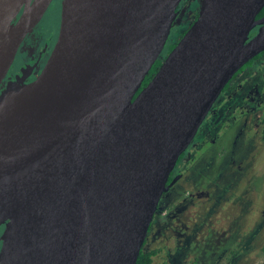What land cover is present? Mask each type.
Masks as SVG:
<instances>
[{
    "label": "water",
    "instance_id": "1",
    "mask_svg": "<svg viewBox=\"0 0 264 264\" xmlns=\"http://www.w3.org/2000/svg\"><path fill=\"white\" fill-rule=\"evenodd\" d=\"M51 2L0 0V88ZM180 2L62 1L40 75L0 92V264H137L180 156L264 51V0H202L143 86Z\"/></svg>",
    "mask_w": 264,
    "mask_h": 264
},
{
    "label": "rangeland",
    "instance_id": "2",
    "mask_svg": "<svg viewBox=\"0 0 264 264\" xmlns=\"http://www.w3.org/2000/svg\"><path fill=\"white\" fill-rule=\"evenodd\" d=\"M201 3L181 0L169 43ZM60 5L51 4L33 33L59 27ZM263 115L264 56L229 82L180 157L185 177L162 197L145 241L158 250L153 264H264Z\"/></svg>",
    "mask_w": 264,
    "mask_h": 264
},
{
    "label": "flooded vegetation",
    "instance_id": "3",
    "mask_svg": "<svg viewBox=\"0 0 264 264\" xmlns=\"http://www.w3.org/2000/svg\"><path fill=\"white\" fill-rule=\"evenodd\" d=\"M54 1H60L61 2L60 9H59V20H60L59 23L61 24V11H62V1L63 0H52L49 7L51 6V4ZM47 10H46V12H47ZM22 11H23V9H21L17 18L21 15ZM45 13H44V15H45ZM44 15H43V17H44ZM43 17H42V19H43ZM197 17H198V14H197L196 18ZM196 18L193 21H195ZM41 20H40V22H41ZM262 20H264V6L256 15V21H262ZM192 23H191V25H192ZM38 24L26 35L23 42L21 43L19 50L16 54V57L13 61V64L10 67L6 77L2 81L0 92L6 88L8 83L15 81L17 79H22L25 83L32 82L33 80H35L37 78L38 75H40L43 68L45 67V65H46L54 47H55V44L57 42L58 34H59V30H60V24H59V27H57V26H56V28L54 27L53 30L50 33L46 34L45 36L41 35L38 31L33 33V30L38 26ZM262 27H264V21L255 25L251 29V31L249 33L248 40H250L257 33H259V31L261 30ZM182 36H180V38L176 42L169 43V40H168L166 46L164 47V50L162 51L160 57L158 58L161 63L165 60L167 55L174 48V46L178 43V41L181 39ZM23 44H24V46H27V47L23 48L24 47ZM262 56H264V51H262L260 54L256 55L254 58H252L248 63H246L242 68H240L238 72L242 71L250 63H252L256 60H259L260 58H262ZM235 75L232 77V79L235 77ZM229 82L227 83V85L225 86V88L223 90H225L228 87ZM223 90H222V92H223ZM221 93H220V95H221ZM178 162H179V160H178ZM178 162H177L175 168L173 169V171L170 175L168 183L172 182L173 180H174V183L169 187V189L171 187L175 186V184H177L180 180H182L185 177V172L183 171V168L181 167V165L178 164ZM165 193L163 194V196L165 195ZM160 202H161V200H160ZM159 206H160V203H159ZM158 209H159V207H158ZM6 224H7V221L0 223V250H1L2 245H3V240L1 239V237H2V234L5 230V228H6Z\"/></svg>",
    "mask_w": 264,
    "mask_h": 264
},
{
    "label": "trees",
    "instance_id": "4",
    "mask_svg": "<svg viewBox=\"0 0 264 264\" xmlns=\"http://www.w3.org/2000/svg\"><path fill=\"white\" fill-rule=\"evenodd\" d=\"M160 65H161V62L158 59L154 63V65L152 66V68H151L150 72L148 73V75L146 76V78L144 79L143 86H145L152 79V77L155 75V73L159 69ZM261 127H262V129H261V131H262V140L264 141V115H263V117L261 119ZM152 225H153V222H152ZM152 225H151V227H152ZM151 227H150V229H151ZM144 246H145V244H144ZM144 246H143V248H142V250L140 252L137 264H153L154 258L158 254V250L157 249L146 250L144 248Z\"/></svg>",
    "mask_w": 264,
    "mask_h": 264
}]
</instances>
